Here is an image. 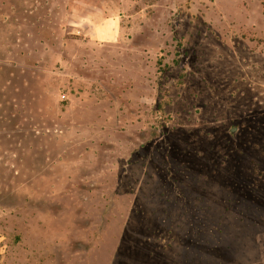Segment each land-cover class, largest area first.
Wrapping results in <instances>:
<instances>
[{
	"label": "rangeland",
	"instance_id": "rangeland-1",
	"mask_svg": "<svg viewBox=\"0 0 264 264\" xmlns=\"http://www.w3.org/2000/svg\"><path fill=\"white\" fill-rule=\"evenodd\" d=\"M0 264H264V0H0Z\"/></svg>",
	"mask_w": 264,
	"mask_h": 264
}]
</instances>
